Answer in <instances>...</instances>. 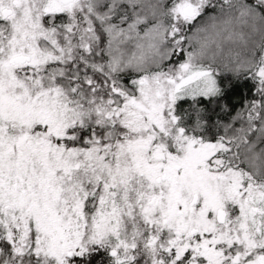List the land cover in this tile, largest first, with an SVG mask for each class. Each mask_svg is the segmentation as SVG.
<instances>
[{
    "label": "snow or ice",
    "instance_id": "6c2138e0",
    "mask_svg": "<svg viewBox=\"0 0 264 264\" xmlns=\"http://www.w3.org/2000/svg\"><path fill=\"white\" fill-rule=\"evenodd\" d=\"M0 264H264V0H0Z\"/></svg>",
    "mask_w": 264,
    "mask_h": 264
}]
</instances>
